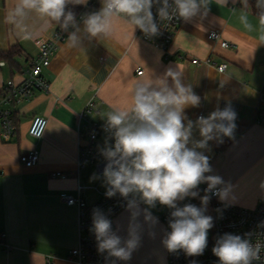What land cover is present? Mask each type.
<instances>
[{"label": "crops", "instance_id": "crops-1", "mask_svg": "<svg viewBox=\"0 0 264 264\" xmlns=\"http://www.w3.org/2000/svg\"><path fill=\"white\" fill-rule=\"evenodd\" d=\"M91 1L102 7L101 0L67 7L85 8ZM16 2L0 0V53L19 49L17 60L23 68L14 72L7 65L1 68L0 89L9 80L24 81L29 61L38 57L39 47L57 30L51 20L32 14L27 21L31 38L24 39L13 24L6 22ZM242 3L210 0L206 12L201 10L177 29L167 53L139 39L136 28L123 17L114 18L111 32L102 37H90L83 31V19L89 13L76 20L80 44L71 47L66 40L59 47L44 71L49 92L36 93L14 109L18 128L14 138L4 141L0 131V264H47L48 257L55 264H77L70 258L78 245V211L68 206L64 197H81L94 204L106 191L102 176L90 182L93 173L100 176L98 168L79 169V116L93 100L96 113L88 120L106 123L108 112L130 106L137 81L163 78L169 69L178 70L183 82L201 97L200 107L185 110L190 119L207 116L229 103L237 113L235 138H224L222 144L210 141L211 151L205 153L211 157L214 174L233 186L234 199L228 203L253 209L264 201V193L249 192L256 170L264 171V126L257 123L264 106V45H258L257 16ZM242 12L254 30L240 22ZM73 30L67 31V36ZM211 31L221 32L231 48L210 41ZM208 59L215 64L227 63L226 72L219 73L206 64ZM194 60L200 62L195 64ZM168 82L171 84L170 78ZM36 116L49 121L39 141L29 136ZM194 138L199 139L198 132ZM34 149L41 153L40 162L28 168L20 157ZM167 209L159 204L150 209L158 218L152 229L155 239L149 238L143 215L138 218L142 246L130 261L118 264H169L168 251L160 242L166 231L161 216ZM129 220L127 209L114 220V230L119 227L122 237L127 236Z\"/></svg>", "mask_w": 264, "mask_h": 264}, {"label": "clouds", "instance_id": "clouds-1", "mask_svg": "<svg viewBox=\"0 0 264 264\" xmlns=\"http://www.w3.org/2000/svg\"><path fill=\"white\" fill-rule=\"evenodd\" d=\"M88 0H17L9 10L6 22L13 24L24 39L31 38L27 21L32 14L55 21L64 31L74 30L67 36L71 47L80 44L79 27L75 14L66 8L69 4L86 5ZM218 3L221 0H217ZM226 2V0H224ZM102 7L83 19V31L90 37L107 36L113 27L114 18L123 17L146 35L159 31L151 11L154 4L161 5L157 12L161 20L174 17L185 21L206 12L210 0H101ZM244 8L248 0H243ZM254 8L258 18V45H264V0H255ZM240 22L249 31L254 30L246 13L239 16ZM169 78L171 84H169ZM201 97L191 85H186L178 70L169 69L163 78L137 81L131 93V104L124 109H114L106 115L105 131L114 140L105 143L100 153L105 161L102 178L106 186V198L119 195L127 201L130 212L127 236L114 230L112 221L99 208L92 210V224L89 229L95 236L97 251L106 254V262H128L133 253L142 246V225L138 218L143 215L149 225L148 236L155 239L152 230L158 223L150 211L157 204L172 211L168 227L161 239L162 246L169 253L182 250L188 257L200 256L208 244V232L214 227V220L207 215L213 196L230 206L233 186L222 176L214 174L210 163V141L222 144L224 138L234 139L237 113L231 104L223 109L217 107L207 116L195 120L186 114L187 108H198ZM67 130V129H66ZM198 132L199 139L194 138ZM96 173L90 182L101 178ZM206 184L204 195L200 185ZM264 189V183H261ZM199 198L200 206L188 203L179 206L185 198ZM146 207L141 208V205ZM216 211L220 212L221 209ZM264 244L253 245L240 235L225 233L216 239L212 248L219 264H252L260 259ZM190 264H196L193 260Z\"/></svg>", "mask_w": 264, "mask_h": 264}, {"label": "built area", "instance_id": "built-area-1", "mask_svg": "<svg viewBox=\"0 0 264 264\" xmlns=\"http://www.w3.org/2000/svg\"><path fill=\"white\" fill-rule=\"evenodd\" d=\"M171 3V0H169ZM161 5L154 4L151 11L154 21L158 25V33L156 35H146L139 28H136L137 37L142 41L168 52L177 29L184 23L182 18L174 17L172 20H161L158 16V8ZM95 1H91L84 9L85 13L98 11ZM82 16L79 18L81 19ZM208 39L212 42L219 43L222 48H231L229 42L222 39V34L219 31H211L208 34ZM67 40L66 32H56L54 36L39 47V55L36 59L29 61L25 70L26 77L24 81L16 83L13 80L7 81L2 89H0V131L4 141H9L17 135V124L15 121L14 109L24 101L32 98L36 93H48L50 84L44 76V71L48 69L52 60L56 56L59 47ZM195 64L200 61L194 60ZM206 64L214 66L219 73H225L228 64H215L210 59L205 61ZM6 67V62L0 61V69ZM139 75L143 71H138ZM96 113V103L92 100L88 103L85 110L79 116L78 135H79V169L87 167H96L99 170L100 176L105 164L100 150L108 144H113L114 140L110 138V134L105 131V122L90 121L88 117ZM48 119L45 117L36 116L31 122L29 136L39 141L44 137L48 128ZM257 123L264 126V106L259 110ZM41 153L34 149L20 157V161L28 168L35 167L39 164ZM65 178L66 176L58 174ZM200 195H204L203 189L207 185L201 184ZM65 202L70 207H75L78 211V245L71 251V260L77 264H110L106 262V254H99L95 236L89 231L92 224V210L94 208L101 209L106 216L112 221L114 229V220L122 212L126 210L127 201L119 195L113 198H106L105 193L101 195L98 202L94 204L86 203L81 197L65 196ZM194 204L200 206L199 198H185L179 201V206L185 204ZM225 207L218 197L213 196L207 209V215H211L214 220V227L208 232V244L204 253L200 256L188 257L182 250L177 253L168 252L169 264H190L195 260L196 264H219V259L216 257L212 248L215 245L216 239L225 234L231 233L240 235L247 239L253 245L257 243L264 244V202L253 209H248L236 205L229 204ZM221 209L220 212L216 211ZM171 209H167L161 216V220L166 231H170L168 222L170 219ZM47 264H55L52 257H48ZM118 264V262H116ZM252 264H264V248L260 251V259L253 260Z\"/></svg>", "mask_w": 264, "mask_h": 264}, {"label": "trees", "instance_id": "trees-1", "mask_svg": "<svg viewBox=\"0 0 264 264\" xmlns=\"http://www.w3.org/2000/svg\"><path fill=\"white\" fill-rule=\"evenodd\" d=\"M254 3L255 0H248V5L251 7V9L253 10V13L256 15V11L254 8ZM243 4V3H242ZM85 8H80V7H67V10H71L74 12L75 14V19H79L85 12H84ZM257 16V15H256ZM56 27L57 30L56 32H66L64 30H62L55 21H51ZM72 27H69V30H72ZM21 53L20 50L17 48H13L12 51H10L9 53H0V61H4L6 62V65L14 72V71H21L22 70V65L21 63H19V61L17 60L20 57ZM16 121V120H15Z\"/></svg>", "mask_w": 264, "mask_h": 264}, {"label": "rangeland", "instance_id": "rangeland-1", "mask_svg": "<svg viewBox=\"0 0 264 264\" xmlns=\"http://www.w3.org/2000/svg\"><path fill=\"white\" fill-rule=\"evenodd\" d=\"M257 173L253 176L250 187H249V192L253 194H262L264 193V189L261 188V183H264V171L256 170ZM262 204L264 201H260ZM259 204V205H260Z\"/></svg>", "mask_w": 264, "mask_h": 264}]
</instances>
